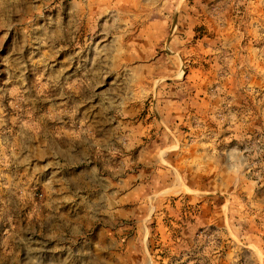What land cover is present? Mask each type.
<instances>
[{"label":"rangeland","instance_id":"1","mask_svg":"<svg viewBox=\"0 0 264 264\" xmlns=\"http://www.w3.org/2000/svg\"><path fill=\"white\" fill-rule=\"evenodd\" d=\"M0 264H264V0H0Z\"/></svg>","mask_w":264,"mask_h":264},{"label":"crops","instance_id":"2","mask_svg":"<svg viewBox=\"0 0 264 264\" xmlns=\"http://www.w3.org/2000/svg\"><path fill=\"white\" fill-rule=\"evenodd\" d=\"M49 227H51L49 223H44L43 229L49 230Z\"/></svg>","mask_w":264,"mask_h":264}]
</instances>
